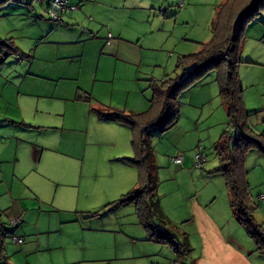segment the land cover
Instances as JSON below:
<instances>
[{"label":"rangeland","instance_id":"rangeland-1","mask_svg":"<svg viewBox=\"0 0 264 264\" xmlns=\"http://www.w3.org/2000/svg\"><path fill=\"white\" fill-rule=\"evenodd\" d=\"M47 1L0 7V39L21 53L0 65V221L9 230L22 213L0 240V264H264L215 171V144L232 131L215 69L177 94L173 126L148 134L153 198L163 214L153 220L178 242L186 238L180 262L167 244L147 238L134 203L112 206L137 178L136 168L119 160L134 156L132 130L93 110L148 112L154 84L192 69L186 61L177 66L178 58L211 40L217 8L227 0H69L82 9L60 24L47 18ZM240 59L246 123L260 134L264 11L246 25ZM32 147L37 156L45 148L41 159L33 160ZM179 155L184 163L174 164ZM244 168L254 220L264 228V157L256 148L246 152Z\"/></svg>","mask_w":264,"mask_h":264},{"label":"trees","instance_id":"trees-1","mask_svg":"<svg viewBox=\"0 0 264 264\" xmlns=\"http://www.w3.org/2000/svg\"><path fill=\"white\" fill-rule=\"evenodd\" d=\"M21 1L0 0V7L9 2ZM262 11H264V0H227L220 4L213 22L211 40L201 44L197 53L178 58L177 66L186 61L192 65V69L183 73L185 76L180 78L178 76L166 78L158 85L154 84V96L148 112H126L103 107L93 109L99 118L118 122L132 130L131 146L134 156L119 160L137 169L138 182L134 188L112 202V206L134 203L139 223L146 230L147 238L167 244L176 254L178 262L188 254L189 243L186 238L183 243L178 242L176 237L167 234L154 223V215L163 214L158 201L153 198L155 175L148 134L153 130L164 131L177 122V94L193 81L203 77L210 69L216 71L220 101L232 130L229 134L224 131L215 144L219 159L215 171L223 175L229 205L237 222L253 240L256 251L264 257V228L254 220L253 213L257 206L250 198L246 181L247 172L244 168V156L249 149L256 148L264 157V132L254 134L246 123L248 112L243 103V89L237 72L238 65L243 63L240 59V51L245 27ZM13 54L21 53L10 39H0V65ZM18 225L8 230L0 221V240H3L6 232L12 233Z\"/></svg>","mask_w":264,"mask_h":264},{"label":"built area","instance_id":"built-area-1","mask_svg":"<svg viewBox=\"0 0 264 264\" xmlns=\"http://www.w3.org/2000/svg\"><path fill=\"white\" fill-rule=\"evenodd\" d=\"M77 7L75 5H71L68 3V0H49L48 4L44 8V12L47 16V18L52 22H58L61 20L62 16L66 13H71L74 10H76ZM174 164H181L182 163V155H179L177 157H174L172 159ZM194 161L196 166H202V164L205 162L204 157L201 155L199 149L196 151L194 155ZM259 200L261 202H264V193H261L259 195ZM20 219L15 218L11 219L9 221L10 225L16 226L20 223ZM13 240L17 243H22L23 241L19 237L13 238Z\"/></svg>","mask_w":264,"mask_h":264},{"label":"crops","instance_id":"crops-1","mask_svg":"<svg viewBox=\"0 0 264 264\" xmlns=\"http://www.w3.org/2000/svg\"><path fill=\"white\" fill-rule=\"evenodd\" d=\"M49 1V0H48ZM47 1V2H48ZM68 3L69 4H71V5H74L73 3H71V2H69V0H68ZM78 3H81V0H79V2ZM77 3V4H78ZM47 4V3H46ZM77 8H78V10L79 9H82L81 7H80V5H75ZM45 7V6H44ZM64 15H68L69 16V19H71V17H77V16H75V14H73V13H66V14H64ZM63 15V16H64ZM63 16H62V18H61V20L60 21H58V22H55V23H58V24H60V23H62V21H63ZM72 21H77V20H74V19H72ZM110 33H108V35H109ZM113 39L114 38H112L111 37V40L112 41H109V39H107L106 41H105V44L106 45H110V46H112L113 45ZM119 41H120V39H119ZM132 112V111H131ZM45 148H43V150H44ZM43 150H42V153H43ZM25 152H26V154H28V152H27V149L25 150ZM42 153L41 154H39L38 156L40 157L39 159H41V157H42ZM37 154H38V152H37V149L35 148V147H32V151H31V155H33V157H34V159L33 160H36L37 159ZM41 155V156H40ZM183 162V161H182ZM184 163V162H183ZM183 163H181V164H183ZM137 170V169H136ZM133 175V174H132ZM130 177H131V173H130ZM129 177V178H130ZM128 182H129V180H126V185H128ZM137 182H138V171H137V178H136V176H135V180H134V184L136 185L137 184ZM132 185L133 184H131L130 183V187H132ZM134 185V186H135ZM134 186H133V188H134ZM132 188H130V190H131ZM0 211H2L1 209H0ZM22 214V213H21ZM21 214H15V216L17 217V218H21L22 216H21ZM17 215H19V216H17Z\"/></svg>","mask_w":264,"mask_h":264}]
</instances>
